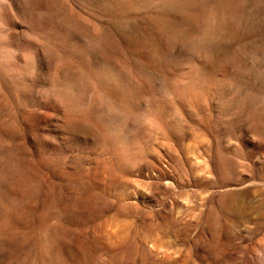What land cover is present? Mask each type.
<instances>
[{"label": "rangeland", "instance_id": "1", "mask_svg": "<svg viewBox=\"0 0 264 264\" xmlns=\"http://www.w3.org/2000/svg\"><path fill=\"white\" fill-rule=\"evenodd\" d=\"M0 264H264V0H0Z\"/></svg>", "mask_w": 264, "mask_h": 264}, {"label": "clouds", "instance_id": "2", "mask_svg": "<svg viewBox=\"0 0 264 264\" xmlns=\"http://www.w3.org/2000/svg\"><path fill=\"white\" fill-rule=\"evenodd\" d=\"M255 56H256V53H255ZM258 58V57H257Z\"/></svg>", "mask_w": 264, "mask_h": 264}]
</instances>
